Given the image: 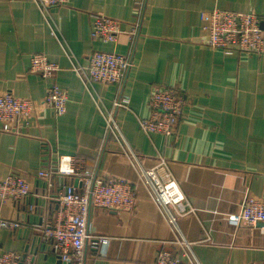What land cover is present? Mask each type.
<instances>
[{
	"label": "crops",
	"instance_id": "1",
	"mask_svg": "<svg viewBox=\"0 0 264 264\" xmlns=\"http://www.w3.org/2000/svg\"><path fill=\"white\" fill-rule=\"evenodd\" d=\"M214 8L251 12L264 29V0H67L47 10L33 0H0V94L40 103L50 82L67 93L64 114L39 107L21 119L20 132L0 130V180L16 173L30 184L25 199L0 200V221L19 222L0 228V255L32 252L33 264H58L39 227L54 220L56 194L73 179L54 174L50 186L37 173L70 155L79 169L130 181L136 190L131 211L89 208L88 232L104 241L85 243L83 264H155L159 250L180 253L176 237L191 243L198 264H264V223L233 220L246 197L264 199V53L200 45ZM93 13L135 32L113 43L94 39ZM97 50L129 57L120 84L84 83L75 72ZM35 53L58 65L53 78L30 70ZM153 86L173 88L182 101L170 135L139 127ZM108 111L113 132L106 131ZM153 168L176 181L193 209L178 218V232L140 179L141 169ZM180 263L189 264L182 256Z\"/></svg>",
	"mask_w": 264,
	"mask_h": 264
},
{
	"label": "built area",
	"instance_id": "2",
	"mask_svg": "<svg viewBox=\"0 0 264 264\" xmlns=\"http://www.w3.org/2000/svg\"><path fill=\"white\" fill-rule=\"evenodd\" d=\"M41 10L51 6L62 5L67 0H33ZM129 30L121 29V22L100 13L91 15L90 35L102 42H115L121 33L132 36ZM203 36L200 45L211 49H219L224 53L246 52L264 53V29L259 18L251 12H236L214 8L207 13L202 25ZM131 62L127 55L114 51H93L85 66H75L74 70L84 83H103L118 85L123 80ZM59 67L48 61L46 55L35 53L30 58V70L43 79L53 78ZM67 93L55 82L46 87L40 103L31 99L17 97L11 92L0 94V130L20 132V121L32 117L39 107L49 108L56 116L66 110ZM150 109L147 118L139 119L142 132L170 135L181 113L182 101L173 88L153 86L147 101ZM115 106H121L119 102ZM115 125L112 111L106 115V131L113 132ZM163 164L165 161L162 159ZM57 174L71 177L72 182L62 186L56 194L57 212L54 220L41 226L44 240L50 241L60 264H83L84 246L91 239L92 244L104 241V237L91 234L87 229V218L91 206L116 211H131L136 200L133 183L108 175H97L91 171L79 169L75 159L70 155H60L55 164L38 171L37 176L48 180ZM140 179L147 187L150 199L158 206L166 217L170 229L178 232L177 220L181 216L193 213L187 207L186 199L175 180L168 177L162 180L156 168L141 169ZM51 186V184H50ZM30 192V184L20 175L10 173L0 180V200L21 201ZM236 222L247 225L264 223V199L248 196L238 214L233 216ZM19 222L14 220L0 221V228L16 229ZM190 242L176 237L180 253L169 249L159 250L155 264H181V256L186 257L189 264H198L189 253ZM32 253V252H31ZM21 254L5 251L0 255V264H33L32 254ZM180 256H179V255Z\"/></svg>",
	"mask_w": 264,
	"mask_h": 264
},
{
	"label": "water",
	"instance_id": "3",
	"mask_svg": "<svg viewBox=\"0 0 264 264\" xmlns=\"http://www.w3.org/2000/svg\"><path fill=\"white\" fill-rule=\"evenodd\" d=\"M58 264H60V262L58 261Z\"/></svg>",
	"mask_w": 264,
	"mask_h": 264
}]
</instances>
